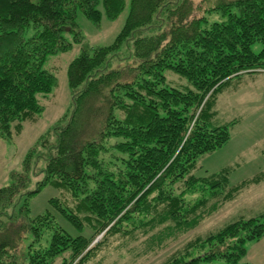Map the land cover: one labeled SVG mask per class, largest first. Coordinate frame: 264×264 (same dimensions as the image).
<instances>
[{"label":"trees","instance_id":"1","mask_svg":"<svg viewBox=\"0 0 264 264\" xmlns=\"http://www.w3.org/2000/svg\"><path fill=\"white\" fill-rule=\"evenodd\" d=\"M124 7L125 0H0L2 140L12 124L44 112L38 96L50 95L56 78L43 65L72 48L69 34L79 43L77 15L98 26L102 14L115 21ZM169 71L186 82L171 85ZM261 73L264 0H130L112 44L81 49L69 63L68 114L0 187V264L60 256L59 264H80L97 236L122 225L125 233L160 227V243L194 229L249 183L229 188L225 170L195 175L198 159L224 146L236 123L210 125L216 95L235 78ZM36 169L42 178L31 190ZM46 186L71 197L72 206L62 196L51 205L77 230L90 227L92 238L70 236L49 213L31 217L29 200ZM263 237L264 213L240 218L165 264H246V244Z\"/></svg>","mask_w":264,"mask_h":264},{"label":"rangeland","instance_id":"2","mask_svg":"<svg viewBox=\"0 0 264 264\" xmlns=\"http://www.w3.org/2000/svg\"><path fill=\"white\" fill-rule=\"evenodd\" d=\"M129 3L130 0H125L124 10L115 21L108 20L102 14L98 26L88 21L81 13L77 15L76 39L79 43H75V38L69 34L67 38L72 43V48L48 57L43 65V69L56 78V87L51 94L45 97L38 96L44 112L39 117L12 124L11 138L8 141L0 138V187L10 183V174L22 171V162L34 149L31 148L58 122L59 118L68 114L71 105L67 85L69 63L80 54L81 49L106 47L112 44L124 25ZM260 50V43L252 46L255 54ZM166 78L176 87L186 82L171 71L166 73ZM213 110L215 116L210 123L212 127L227 125L232 121L236 123L229 127L231 137L224 146L198 159L197 169L201 167L202 170H196L195 175L203 176L204 171L215 174L225 170L228 172L229 188L243 181H248V186L231 201H221L219 208L205 216L194 229L174 238L164 239L161 243L157 238L160 227L154 231L139 228L134 233H125V227L122 225L106 238H102L103 232L91 242L90 246L95 247L80 264H165L195 240L205 239L240 218L257 217L264 213V74H245L231 80L216 95ZM36 173V177L32 176L31 190L34 189L35 182L42 178L39 169H36ZM61 196L64 203L73 205L71 197L63 196L58 189L51 186L42 188L29 200L31 217L37 218L49 213L57 225L70 236L82 235L92 238L94 231L90 227L77 230L51 205L52 199L60 201ZM47 237L45 242L48 240ZM157 244L158 246H155ZM255 244L256 242H250L246 246L252 251L258 246ZM46 246L44 244L43 247ZM61 258L62 256L55 258L52 264H59ZM77 263L76 260L71 264Z\"/></svg>","mask_w":264,"mask_h":264},{"label":"crops","instance_id":"3","mask_svg":"<svg viewBox=\"0 0 264 264\" xmlns=\"http://www.w3.org/2000/svg\"><path fill=\"white\" fill-rule=\"evenodd\" d=\"M255 245L258 246L256 248H253L252 251L248 249L249 246H246L247 253L243 260L244 263L264 264V237L256 242Z\"/></svg>","mask_w":264,"mask_h":264},{"label":"water","instance_id":"4","mask_svg":"<svg viewBox=\"0 0 264 264\" xmlns=\"http://www.w3.org/2000/svg\"><path fill=\"white\" fill-rule=\"evenodd\" d=\"M68 31H69V29L67 28V29H66V32H68Z\"/></svg>","mask_w":264,"mask_h":264}]
</instances>
